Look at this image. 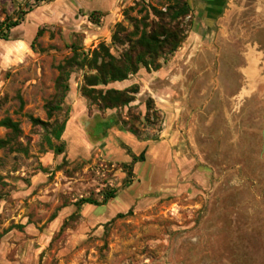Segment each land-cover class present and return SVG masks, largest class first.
<instances>
[{"label": "rangeland", "instance_id": "374dc122", "mask_svg": "<svg viewBox=\"0 0 264 264\" xmlns=\"http://www.w3.org/2000/svg\"><path fill=\"white\" fill-rule=\"evenodd\" d=\"M53 1L0 0V33L10 41ZM186 2L179 47L158 70L140 65L128 77L139 92L127 106L86 96L97 75L86 61L100 45L119 59L159 30L171 0H125L117 41L116 24L93 13L45 22L26 55L3 49L0 122L19 132L0 126V264H264V0H223L208 17ZM116 127L147 147L126 144ZM106 132L111 156L96 147ZM111 190L105 205H75Z\"/></svg>", "mask_w": 264, "mask_h": 264}, {"label": "trees", "instance_id": "16d2710c", "mask_svg": "<svg viewBox=\"0 0 264 264\" xmlns=\"http://www.w3.org/2000/svg\"><path fill=\"white\" fill-rule=\"evenodd\" d=\"M171 1H173V4L168 7L166 13L159 12L163 15L161 17L159 30L144 32L140 39L119 59L113 57L104 45H100L99 50L93 52L92 59H87L86 65L95 69L97 71V75L88 76L86 78L87 97L94 100L97 99L105 109L127 106L134 101L132 95L139 92L136 85L125 90H117L113 88L104 90L103 88L96 89V87H107L111 83L125 81L130 75L138 73L140 65H143L145 68H154L155 70H158L160 65L156 64L157 59L164 55H171L177 50L181 42V30L179 29L176 20L188 13V4L186 0ZM17 24H14L13 26ZM6 26V31L10 30L12 27L9 24ZM119 27L120 25L116 24V31L113 34L114 41L118 40L117 29ZM6 35L7 33H0V40H8V36ZM99 59H101L100 63H98ZM61 80L62 79L59 81L61 82ZM31 121L33 123L39 122V120L33 117L31 118ZM0 126L10 129L15 133L19 132L18 123L13 122L10 119L1 121ZM62 132L63 129L60 127L55 136L57 140H60ZM130 132L134 135L136 133L133 128ZM6 145L7 142L0 138V149L4 148ZM145 152L146 150L140 154V162H145ZM56 153L62 154L63 147L57 148ZM131 182L132 181L129 180L126 183L131 184ZM116 194L117 190H111L106 194V197L102 202H98L90 198H81L75 203V205L77 207L85 204L94 206L105 205L109 200L115 199ZM132 213V210H130L127 214L119 213L115 219L124 218L128 215H132ZM55 218L56 217H53L52 220Z\"/></svg>", "mask_w": 264, "mask_h": 264}, {"label": "crops", "instance_id": "0c3cea01", "mask_svg": "<svg viewBox=\"0 0 264 264\" xmlns=\"http://www.w3.org/2000/svg\"><path fill=\"white\" fill-rule=\"evenodd\" d=\"M196 13L200 14V17H208L217 14L223 4V0H189ZM125 0H54L47 7L42 10L34 11L27 15L22 24L15 27L14 30H10V35L14 36L9 40H0V54H5L4 48L8 46H20L22 49L20 57L33 48L35 38L38 36L40 26L46 23L63 22L69 18H76L79 15L82 21L86 22V19L93 13L102 14V21L105 28H110L117 23V11L122 8V4ZM48 21V22H47ZM12 36V37H13ZM7 61H14L13 57H10ZM130 86V80L122 82L111 83L108 87L113 89H126ZM84 111L78 113V109L74 114L75 121L70 122V128L75 131L79 140L80 138L86 140V132L79 124V119ZM116 135L122 139L126 144H135L136 149H143L147 147V143L138 141L135 136L122 127H116ZM109 135L106 132V139L104 141L97 142L96 147L99 148L103 155L111 156V152L115 151L114 142L109 141ZM74 136V135H73ZM146 150V149H144ZM143 150V151H144ZM116 156V155H114Z\"/></svg>", "mask_w": 264, "mask_h": 264}]
</instances>
